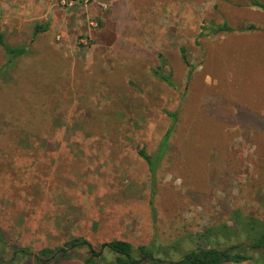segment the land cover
Here are the masks:
<instances>
[{
    "label": "rangeland",
    "instance_id": "obj_1",
    "mask_svg": "<svg viewBox=\"0 0 264 264\" xmlns=\"http://www.w3.org/2000/svg\"><path fill=\"white\" fill-rule=\"evenodd\" d=\"M56 1L57 18L66 9L77 21L61 31L66 37L53 27L35 36L28 26L20 43L14 14L0 6L4 43L33 51L8 63L0 44L4 264H34L15 250L64 249L74 238L95 250L114 239L154 249L174 241L181 254L205 228L234 229V211L263 229L264 32L239 29H264V10L253 0ZM202 20L235 31L200 36ZM167 110L181 118L153 176L134 148L157 156ZM39 120L45 130L27 136L8 125ZM102 254L98 264H110L109 251ZM257 255L238 264H264V252ZM86 257L81 245L50 264Z\"/></svg>",
    "mask_w": 264,
    "mask_h": 264
},
{
    "label": "trees",
    "instance_id": "obj_2",
    "mask_svg": "<svg viewBox=\"0 0 264 264\" xmlns=\"http://www.w3.org/2000/svg\"><path fill=\"white\" fill-rule=\"evenodd\" d=\"M253 4L264 10V5L257 0H253ZM34 30L35 33H37L42 32L45 29L35 27ZM258 30H262L264 32V29H259L253 25L239 29V31ZM200 31L201 33L199 35L201 36L204 34L216 35L219 33H230L235 31V29L226 23L216 24L213 22L208 23V21L202 20V23L200 24ZM0 43L4 46V50L8 57V63L12 62L16 58L33 55V51L30 48H10L3 45L1 40ZM178 51L184 64L186 66H190V62L186 58L185 48L179 47ZM150 72L166 86L171 88L174 86L170 75L164 74L159 68H151ZM140 94L144 95V91H140ZM178 113L170 110L165 112L166 116L171 119V125L167 130H165V132L162 133L161 141L159 142L160 144H158L157 156L148 154L145 145L138 144L134 148L135 155L146 163L149 172L153 173V176L157 169L159 160L164 154L165 148L173 135L174 126L181 118ZM39 122H41L40 125H36L35 122L16 121V123H13L9 121L8 125L24 129L25 136H27L30 135V131L33 130H45L46 122H42L40 120ZM42 123H44V125ZM45 142L46 145L49 144L47 139ZM233 217L236 220V227L234 229L231 227L228 228L227 223L219 227L205 228L195 234V241L197 242V245L181 254L178 253V244L174 241L169 244L162 245L158 247V249H154L153 247L149 248L145 245H140L134 248L128 241L114 239L109 242L101 243L99 245V249L95 250L90 242L80 238H74L66 242L64 244V249H43L39 253H31L27 248L15 251L23 253L27 256V258H32L34 260V264H50L53 259L68 258L69 256H72L73 248L81 245L85 246L88 251V257L83 259L84 264L104 263L105 258L102 254L104 249H107L113 256V258L110 259V264H238L253 261L258 256L257 253L264 252V228H261L262 225L257 220L249 219L247 217H245L247 218L245 219L241 217L238 211H234ZM240 231L247 233V242L241 243L237 241L236 238H239ZM220 240H226L227 244L229 243V246H220ZM11 261L9 264H11ZM4 263L5 262L0 252V264Z\"/></svg>",
    "mask_w": 264,
    "mask_h": 264
},
{
    "label": "crops",
    "instance_id": "obj_3",
    "mask_svg": "<svg viewBox=\"0 0 264 264\" xmlns=\"http://www.w3.org/2000/svg\"><path fill=\"white\" fill-rule=\"evenodd\" d=\"M0 6L4 12L14 14V16H12V19L11 17L7 16L8 14H4V16H7L8 19L12 20L9 22L10 27L12 28L11 32L16 34V43H20L19 40H17V37L20 36L21 31L24 27L31 26V33L34 35L41 34L42 32H47L51 29V27H53L52 29L56 32L55 36L58 37V35L60 34L64 38L66 37V35L61 31L64 29L67 30V28L72 26V22H77L76 19H72L71 13L66 12V9H60L59 13L61 15H59L58 18L56 17L58 15V9H56V0H0ZM35 27H41L45 30L35 33ZM0 40L6 47H19H12L7 45L6 43H4L2 36H0Z\"/></svg>",
    "mask_w": 264,
    "mask_h": 264
},
{
    "label": "built area",
    "instance_id": "obj_4",
    "mask_svg": "<svg viewBox=\"0 0 264 264\" xmlns=\"http://www.w3.org/2000/svg\"><path fill=\"white\" fill-rule=\"evenodd\" d=\"M85 1H86V0H85ZM70 4H71V1L69 2V5H70ZM101 6H102V7H105V5H104V4H102Z\"/></svg>",
    "mask_w": 264,
    "mask_h": 264
}]
</instances>
